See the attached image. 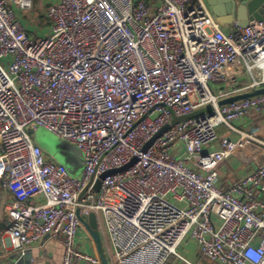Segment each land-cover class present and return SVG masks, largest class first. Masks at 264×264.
<instances>
[{
    "label": "built area",
    "instance_id": "2783aa9c",
    "mask_svg": "<svg viewBox=\"0 0 264 264\" xmlns=\"http://www.w3.org/2000/svg\"><path fill=\"white\" fill-rule=\"evenodd\" d=\"M32 6L0 0L9 247L23 254L59 238L61 264H98L77 247L78 215L94 213L116 264H264V162L221 188L217 168L238 144L223 139L207 151L218 126L244 138L232 122L264 112V95L217 105L264 87V19L225 32L205 0H57L44 12L50 31L38 38L17 17ZM211 83L231 87L214 93ZM208 106L144 150L173 117ZM40 127L82 153L80 179L32 141L28 129ZM38 196L44 203L32 204ZM187 240L199 261L180 256Z\"/></svg>",
    "mask_w": 264,
    "mask_h": 264
},
{
    "label": "crops",
    "instance_id": "0c3cea01",
    "mask_svg": "<svg viewBox=\"0 0 264 264\" xmlns=\"http://www.w3.org/2000/svg\"><path fill=\"white\" fill-rule=\"evenodd\" d=\"M57 0H32L33 6L29 12V19L26 20L25 13L17 11V17L21 21L25 30L36 37L34 34H40L36 30V23L45 22L44 12L46 7L55 3ZM241 2L244 0H236ZM36 22V23H35ZM36 24L33 26V24ZM232 26L229 27V30ZM41 36V35H39ZM212 84V83H211ZM215 85L213 91L218 92L223 89L225 91L230 90L229 84H212ZM232 125L246 137L241 138L240 133H236L227 130L224 126H218V138L211 147L207 148L209 150H219L221 149V141L223 139H229L232 142H237V147L232 152V154L225 159L217 168L218 174V184L221 188H226L229 184H232L239 180L242 176L252 171L257 166L264 162V112L256 113L250 111L243 118L232 122ZM221 127L220 132L218 129ZM44 152V151H43ZM45 153V152H44ZM48 159L52 160L51 157L45 153ZM2 172V160L0 158V174ZM13 201V196L10 192L3 189L0 186V222H8V208ZM32 204H43L44 199L42 197H36L31 201ZM97 221V233L100 241L101 250L108 264H116L113 254L110 248V243L108 237L104 231V227L101 218L96 216ZM6 228L0 231V264H10V256L19 253L12 250L3 232ZM77 247L82 252H86L93 258L97 259L98 264H102L99 247L88 232L85 226H81L78 237H77ZM180 256L189 261L197 262L201 258L199 257L198 250L192 241L187 240L180 247ZM31 253V258L28 260L27 264H61L63 257V247L61 240L59 238L54 239L50 237H45L40 246L29 249ZM20 264H24L20 260ZM74 264H92L85 261H75ZM165 264H187L184 260L176 257H171Z\"/></svg>",
    "mask_w": 264,
    "mask_h": 264
},
{
    "label": "water",
    "instance_id": "95a60500",
    "mask_svg": "<svg viewBox=\"0 0 264 264\" xmlns=\"http://www.w3.org/2000/svg\"><path fill=\"white\" fill-rule=\"evenodd\" d=\"M213 17L221 24V26L224 27H230L233 25H236L239 28H245L247 27L248 23L252 20H262L264 19V0H244L241 2H237L236 0H205ZM258 95H264V87H261L259 89L253 90L251 92L241 93L238 95L230 96L228 98H225L218 102V106L230 104L236 101L244 100L247 98L255 97ZM212 111V106H208L206 108L200 109L198 111H194L191 114L181 116V117H173L170 124H167L164 126L158 134H156L151 141L144 147V150L148 148V146L158 137H160L171 125L176 123L184 122L188 119L196 118L198 116H201L206 113H210ZM32 134V132H31ZM68 156L73 157L76 162L82 166L83 164V156L82 153L76 148V146L71 145L67 149ZM134 161L129 163L127 166L119 169V170H113L111 172H108L101 176V179L104 178L105 175L110 173H115L119 171L126 170L129 168ZM100 187V181H97V183L94 186V190L98 191ZM78 218L83 226H85L88 230V232L91 234V236L96 241L99 250H100V256L102 264H108L107 260L104 256L103 251L100 247V241L97 233V221L96 216L94 213H90L87 216H80L78 215ZM9 226V221H1L0 222V231L4 230ZM31 258L30 251H25L23 254L21 253H15L10 256V264H20V260L24 262V264L28 263V260Z\"/></svg>",
    "mask_w": 264,
    "mask_h": 264
},
{
    "label": "rangeland",
    "instance_id": "374dc122",
    "mask_svg": "<svg viewBox=\"0 0 264 264\" xmlns=\"http://www.w3.org/2000/svg\"><path fill=\"white\" fill-rule=\"evenodd\" d=\"M25 13V18L26 20L29 19V12H24ZM36 23V22H35ZM36 30L39 31V36L38 34H34L38 38H42L44 35H47L48 32L50 31V24L48 21L45 20V22H38L36 24ZM223 30L225 32L229 31V27H224ZM212 84H217V83H212ZM209 84L212 89H214L215 85ZM220 85V84H219ZM211 89V90H212ZM216 93V91H213ZM221 127L218 129L220 132ZM32 132V134H31ZM28 133L31 136L32 141L38 145L45 153H47L51 159L57 163L60 164L64 167L67 175L72 178V179H80L83 173V167L80 166L76 160L68 156L67 149L70 147L72 144L64 139H61L58 137L56 134L46 130L45 128H38L36 131H31V129H28ZM180 249L178 252L180 253Z\"/></svg>",
    "mask_w": 264,
    "mask_h": 264
}]
</instances>
